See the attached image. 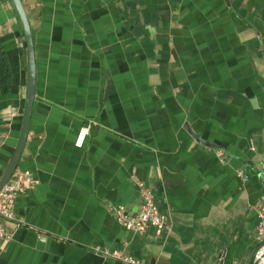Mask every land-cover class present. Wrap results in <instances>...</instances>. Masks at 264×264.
<instances>
[{
	"label": "crops",
	"instance_id": "0c3cea01",
	"mask_svg": "<svg viewBox=\"0 0 264 264\" xmlns=\"http://www.w3.org/2000/svg\"><path fill=\"white\" fill-rule=\"evenodd\" d=\"M34 45L35 96L14 172L20 194L0 264H257L264 198V0H21ZM0 178L21 130L24 34L0 0ZM88 132L83 145L78 130ZM220 153L217 154V150ZM238 171L246 173L243 180ZM13 172V173H14ZM138 182L166 217L125 228Z\"/></svg>",
	"mask_w": 264,
	"mask_h": 264
},
{
	"label": "built area",
	"instance_id": "2783aa9c",
	"mask_svg": "<svg viewBox=\"0 0 264 264\" xmlns=\"http://www.w3.org/2000/svg\"><path fill=\"white\" fill-rule=\"evenodd\" d=\"M264 50V38H263ZM88 132L86 126L81 127L76 135L74 144L77 147L83 145L85 136ZM220 150H217V154ZM238 175L243 179H247L248 175L238 171ZM140 188L142 204L136 212H128L122 205H111L110 211L114 218L125 228L138 232H143L147 227L152 226L156 231H160L166 226V217L154 202L151 191L138 182ZM34 187L33 175L29 170H18L14 172L8 181L0 190V241H6L11 237V233L4 225V221L12 220L16 224L21 222L20 218L15 215L14 207L17 197ZM256 240L258 247L254 252L253 261L257 264H264V198L257 205V224H256ZM95 252L105 257L118 259L128 264H145L142 260L132 256L122 254L119 250H110L107 248H94Z\"/></svg>",
	"mask_w": 264,
	"mask_h": 264
},
{
	"label": "water",
	"instance_id": "95a60500",
	"mask_svg": "<svg viewBox=\"0 0 264 264\" xmlns=\"http://www.w3.org/2000/svg\"><path fill=\"white\" fill-rule=\"evenodd\" d=\"M12 2L16 9L19 21L21 23L24 39H25L26 52H27V84H26L25 105H24L20 134L15 149L10 158V161L0 178V190L4 186V184L8 181V179L11 177L15 168L18 165L28 133L31 110L35 96L36 63H35L32 35L21 0H12Z\"/></svg>",
	"mask_w": 264,
	"mask_h": 264
},
{
	"label": "trees",
	"instance_id": "16d2710c",
	"mask_svg": "<svg viewBox=\"0 0 264 264\" xmlns=\"http://www.w3.org/2000/svg\"><path fill=\"white\" fill-rule=\"evenodd\" d=\"M9 88V64L0 47V93Z\"/></svg>",
	"mask_w": 264,
	"mask_h": 264
}]
</instances>
